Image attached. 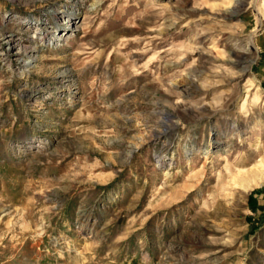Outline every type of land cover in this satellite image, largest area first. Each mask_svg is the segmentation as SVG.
Segmentation results:
<instances>
[{
  "label": "rangeland",
  "instance_id": "obj_1",
  "mask_svg": "<svg viewBox=\"0 0 264 264\" xmlns=\"http://www.w3.org/2000/svg\"><path fill=\"white\" fill-rule=\"evenodd\" d=\"M64 2L0 0V264H264V0H79L43 40Z\"/></svg>",
  "mask_w": 264,
  "mask_h": 264
},
{
  "label": "bare ground",
  "instance_id": "obj_2",
  "mask_svg": "<svg viewBox=\"0 0 264 264\" xmlns=\"http://www.w3.org/2000/svg\"><path fill=\"white\" fill-rule=\"evenodd\" d=\"M81 2H79V0H65L64 4L62 5V10L60 12L54 11L53 10V16L55 18V23L54 26L52 27L51 30H46L43 31L42 29L38 30L37 33H46L43 36V40L44 39H48L49 35L51 34V38L50 40H53L54 38H56L58 41L61 40V37L59 36V31L62 30V27L60 26V23L58 22L59 19L62 17L66 22L67 27L63 30H70L73 29V20L76 19L77 14L79 13L80 9H81ZM5 32V31H4ZM3 32V33H4ZM48 37V38H47ZM59 38V39H58ZM5 40L6 43L8 44V47L10 49H12V47H14L15 45V39L11 38L10 35L5 36ZM33 48L30 46H20L19 49H17L15 52H13L12 54H5L4 57V61L9 64L12 65L13 61H25V59L31 58L32 60L35 59V55L32 54L31 52L35 51H31ZM24 56L26 57L24 59ZM242 60V59H239ZM241 61H238L237 64L239 65ZM30 64H25L24 67H29ZM244 69V68H243ZM248 70V69H246ZM243 72V71H242ZM63 74H66L67 76L70 77L71 72L69 70H65L63 72ZM168 130V129H167ZM167 130L163 131V134L167 135ZM144 142V141H143ZM137 146H141L140 142L136 144ZM241 168H237L235 171H232V169H230V174H231V180L232 183L236 182L237 180H239V178L243 177V175H247V172H243L242 170H240ZM231 184V182H230Z\"/></svg>",
  "mask_w": 264,
  "mask_h": 264
}]
</instances>
